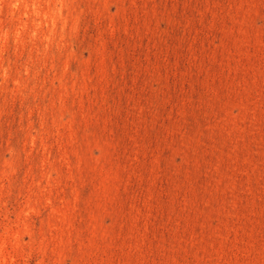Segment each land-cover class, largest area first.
<instances>
[{"label":"rangeland","instance_id":"obj_1","mask_svg":"<svg viewBox=\"0 0 264 264\" xmlns=\"http://www.w3.org/2000/svg\"><path fill=\"white\" fill-rule=\"evenodd\" d=\"M0 264H264V0H0Z\"/></svg>","mask_w":264,"mask_h":264}]
</instances>
